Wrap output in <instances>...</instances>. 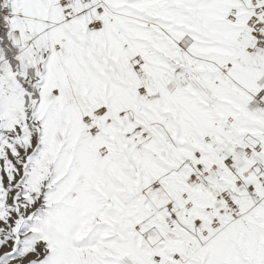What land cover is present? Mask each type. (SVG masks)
Wrapping results in <instances>:
<instances>
[{
  "label": "snow or ice",
  "instance_id": "obj_1",
  "mask_svg": "<svg viewBox=\"0 0 264 264\" xmlns=\"http://www.w3.org/2000/svg\"><path fill=\"white\" fill-rule=\"evenodd\" d=\"M0 264H264V0H0Z\"/></svg>",
  "mask_w": 264,
  "mask_h": 264
}]
</instances>
